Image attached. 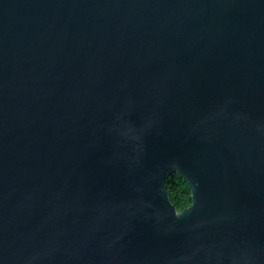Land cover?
<instances>
[{"label": "water", "instance_id": "1", "mask_svg": "<svg viewBox=\"0 0 264 264\" xmlns=\"http://www.w3.org/2000/svg\"><path fill=\"white\" fill-rule=\"evenodd\" d=\"M0 264H264V0H0Z\"/></svg>", "mask_w": 264, "mask_h": 264}, {"label": "trees", "instance_id": "2", "mask_svg": "<svg viewBox=\"0 0 264 264\" xmlns=\"http://www.w3.org/2000/svg\"><path fill=\"white\" fill-rule=\"evenodd\" d=\"M166 187L172 204L181 213L192 204L191 190L185 179L177 174L166 180Z\"/></svg>", "mask_w": 264, "mask_h": 264}]
</instances>
